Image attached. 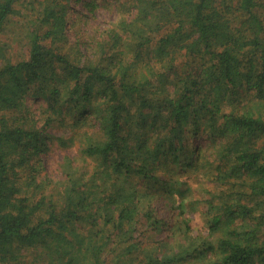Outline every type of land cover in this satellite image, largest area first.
Masks as SVG:
<instances>
[{
	"label": "trees",
	"instance_id": "1",
	"mask_svg": "<svg viewBox=\"0 0 264 264\" xmlns=\"http://www.w3.org/2000/svg\"><path fill=\"white\" fill-rule=\"evenodd\" d=\"M20 1L0 0V33ZM81 1L22 3L27 40L0 38V264H264V0ZM100 8L103 37L70 44V15ZM61 131L77 157L47 190L38 155Z\"/></svg>",
	"mask_w": 264,
	"mask_h": 264
},
{
	"label": "rangeland",
	"instance_id": "2",
	"mask_svg": "<svg viewBox=\"0 0 264 264\" xmlns=\"http://www.w3.org/2000/svg\"><path fill=\"white\" fill-rule=\"evenodd\" d=\"M28 1L32 2L34 1V5L37 7V3H35L36 0H21L20 3L17 5V10L21 13V15H17L15 14L13 16V24L10 27H7L4 32L0 33V38L2 39L3 42H5L6 40H8V43H10L11 45H15L17 47H22V44H17L18 41L24 42L25 40H27V37H25L24 33H21V27L24 24V22L29 19L28 15L30 17V19H33V17H31L30 15L34 14L36 11L35 9H28V5L24 6L22 3H27ZM43 1V0H41ZM88 0H82L81 2H85ZM102 1V0H101ZM107 1V0H105ZM34 8V7H33ZM25 14V15H24ZM71 21L73 22L72 24L69 25V29L67 31V37H68V42L70 44H73L75 41V36L81 35V37L84 38H90L91 40L93 39H98L103 37V33L105 32V30L107 28H109V24L110 22H114L116 19V15L114 13V11H110V10H103V8L99 9V12L96 15V21L95 20H86L85 17L82 16H78L77 19H75L74 15H70ZM92 24V26H91ZM78 29H80V33L78 31ZM24 34V35H23ZM88 36V37H87ZM93 38V39H92ZM10 41V42H9ZM88 41V39H87ZM73 47V46H71ZM82 46H79V48L81 49ZM24 52H26V48L24 49ZM13 58L14 60H17V57L13 54ZM28 105H29V110L31 112H34L35 117H39L42 118L41 116H39V109H40V100H36L33 98H29L28 100ZM32 115V114H31ZM51 129H49L48 131H50ZM63 130V129H62ZM51 133L53 134V132L51 131ZM63 136V131L61 132H57L55 133V135L51 138H48L45 141V148L43 147V149L40 151L38 158L42 160V165L41 167L43 168V170L41 169V171H43V173H45L49 180H50V185L48 186L47 190H50L54 187H57L56 181L59 182L60 181V175H61V165L63 163V161L65 160V156L68 157H77V152L75 150V148L72 149H63L59 143H58V138H61ZM64 137V136H63ZM66 138V137H64ZM192 142L191 145L199 147L201 149H206L208 147L209 140L203 136L199 139H193L191 140ZM84 167V166H83ZM90 165L88 166V170L90 171ZM202 177V176H200ZM179 180L182 182H185L186 185H184L182 188L184 190V195H187V197H191V198H199L200 195L202 198H208V195L204 194V193H200L198 190L203 189L202 186H206V182L201 179V180H196L194 178H189L188 180H186V176H178ZM102 185L100 186V189H102ZM59 190H61V188L59 187ZM177 196L179 197V195L177 194ZM150 207L154 209L155 214L157 216V218L165 220V224L170 225L172 224L175 219H176V214L177 212L175 211L176 209L174 208V206L171 203H168L167 200L164 199L163 196H158V197H153L150 199ZM144 206V205H142ZM204 209H203V205H199L198 206V211L196 213H193L189 216L190 218V224L192 225V227L194 229H196L197 231L202 230L204 231L203 228H205L202 216H200L201 214L204 213ZM202 212V213H201ZM144 227L141 226L140 230H141V234H143V229ZM163 228V227H162ZM206 230V229H205ZM166 235V232H164V229L156 234L153 232H151V234H146L144 232V239H143V244L144 245H149L154 243L156 240H158L159 238H163ZM45 262H47V258H43L41 260H35L32 264H46ZM47 264H51V263H47ZM55 264V263H52Z\"/></svg>",
	"mask_w": 264,
	"mask_h": 264
}]
</instances>
